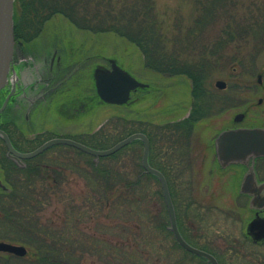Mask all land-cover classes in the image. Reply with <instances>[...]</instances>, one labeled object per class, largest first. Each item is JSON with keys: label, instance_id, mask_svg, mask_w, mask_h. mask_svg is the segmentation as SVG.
Masks as SVG:
<instances>
[{"label": "rangeland", "instance_id": "374dc122", "mask_svg": "<svg viewBox=\"0 0 264 264\" xmlns=\"http://www.w3.org/2000/svg\"><path fill=\"white\" fill-rule=\"evenodd\" d=\"M56 1L57 6L54 5V7L50 5L52 0H39L37 8L41 10V18L55 11V14H52L46 21L37 19L28 23L25 22V17L18 13V18L21 17L19 20L20 33L25 32L32 37L18 40L24 43H29L32 39L40 40V37L50 40L60 36L55 29H63L70 38L65 40L75 41L76 46L82 45L84 48L83 52L87 58V70L84 72H86L87 79H91L92 69L95 66H106L108 58H116L124 61L126 71L143 83H151L154 88L150 92L142 93L144 99L129 109L121 110L119 107L91 102L87 114L97 109L99 111L93 120L91 116L86 117L87 122H83L86 124L83 126L82 123L81 126L80 123L78 126L69 125L67 118L60 117L58 111H52L43 118L42 122H39L38 128L36 123L32 125L36 128H33L29 136L27 135L30 142L26 143L22 139H17L14 134L18 147L24 152H31L46 141L57 138L54 134L72 133L79 136L80 132H86V135L79 137L82 143H92V136L101 133L98 142L106 141L103 146L108 149L129 130L139 132L147 129L152 136L160 134L163 137H169V134H165L161 129L162 127L169 123L173 125L180 123L193 114V119L198 123L196 122L197 124L193 127L190 140L183 139L184 148L182 145L174 146L169 150V154H167L169 145L165 144L162 153L163 160L160 158V161L166 164L169 161L168 158L172 156V159H177V164H180L179 169H184V172L181 170V177L176 183L174 182L177 186V203H193L197 198L206 208L213 207L217 211H223L230 207L233 216L241 217L240 211L236 209L241 204L238 189H235L229 181L230 174H221L213 147L209 149L208 146L225 127L231 126L232 118L242 109L249 112V117L243 125H264V102L262 105L258 103V99L264 97V92L256 87L258 74L263 73L264 75V0H226L227 5L224 6L226 8L216 10L213 7L214 0H143L144 3L154 4L149 22L143 24L148 26L145 30L155 32L146 36L149 42L159 41L160 44L167 42L168 47L174 44L183 45L181 49L184 48V51L179 49L176 55L164 53L163 57L170 59L171 56H179L182 61L188 59L204 68L203 76L196 78V90L192 89L191 81L184 75L171 78L166 75L160 76L146 69L142 52L130 47L128 42L112 32L100 34L84 30L82 26L101 27L104 23L103 17H110V21L116 23L124 19L123 11L112 12L114 5L105 6L98 0H79L77 10L83 13L82 16H86V21L79 17L81 19L77 21L78 23H74L61 11L62 2L70 4L71 0ZM19 5L18 8L22 9ZM107 13L111 16H107ZM131 15L133 17L134 14L131 13ZM30 24L34 26V33L27 29ZM134 24L136 26L140 22L135 21ZM38 30L39 35L37 36ZM231 40L232 42L229 43ZM67 41H63L64 48L61 47L66 53L68 52L65 46ZM219 45L221 51L217 50ZM79 57L76 56V59ZM217 81H226L230 87L226 91L219 90L216 88ZM238 85L243 87L242 95L236 87ZM90 87L92 84L89 81ZM195 101H197V106L193 107ZM119 118H126V120L123 122ZM65 125L69 127L64 128ZM11 131L14 133L12 127ZM181 131L176 134H182ZM58 147L46 151L34 161L42 166H51L49 185L54 180L55 174L52 173L54 169L64 172V178L67 181L63 186V192H52L47 200H43V205H34L37 209L36 214L30 217L37 220L42 233L56 236L57 243L61 245L60 253L71 255H68L69 258H63L64 261L59 260L63 262L62 264L67 263L68 260L72 264H113L114 261L107 247L119 244L118 248H120L121 243L126 245L125 248L119 250L124 260L115 262L128 264L130 261L127 259L136 260V252L130 249V245L134 243L132 236L128 233L123 235L121 232L125 228H131L130 233L140 234L143 237L142 241L148 246L146 251L138 252L139 255L142 252L143 264H179L178 260L182 257V253L175 247L174 239L170 235L167 239L159 236L155 240L157 236L149 232L150 226L147 229L144 224L143 229L139 230L140 224L137 218L145 222L147 217L166 211L164 201L160 197L161 185L152 178L145 177L142 188L138 190L139 196L144 195L142 203L131 205L121 201L125 205L121 204L119 208L118 206L107 207L101 218H98L97 212H91L90 203L87 205L88 212L83 215L82 213L80 215L67 214L71 208L86 209L85 198L93 195L89 192V187L91 186L90 189H92V187L99 186V183L97 185L94 183L93 168L89 164L108 166L116 171L123 170L129 174V181H135L138 173H143L142 144H131L113 155L114 158L110 156L105 161L99 160L97 163L92 156L78 155L75 151ZM0 148L4 149L1 143ZM2 155L5 156V153L3 152ZM24 164L28 163L24 162ZM7 165L8 162L6 166L0 164V174L5 176L6 180L8 178L5 171L12 173L19 169L17 165L13 166L14 168H9ZM8 180L15 181L14 179ZM12 205L11 201L0 199V209L10 210ZM16 213L19 215L20 211ZM181 213L184 215L185 210L182 209ZM192 214L193 208L190 210L189 217L192 218ZM1 216L0 211V239L7 238L4 230H21V227L10 222L7 217ZM33 221L29 218L25 219L27 225H32ZM212 222L214 226L216 221ZM218 224L220 223L217 222ZM23 228L38 229V227ZM57 232H60L59 236ZM16 234L32 238L29 233L23 231ZM190 235L187 237L190 238ZM39 243L47 244L42 239ZM103 249L107 252L101 253ZM72 256L75 261L70 259ZM183 264H193V261L190 258H184Z\"/></svg>", "mask_w": 264, "mask_h": 264}, {"label": "flooded vegetation", "instance_id": "af4514ba", "mask_svg": "<svg viewBox=\"0 0 264 264\" xmlns=\"http://www.w3.org/2000/svg\"><path fill=\"white\" fill-rule=\"evenodd\" d=\"M55 30L60 36L54 39L44 40L43 37H40V40L42 39L41 41L34 39V42L32 39L33 41L31 40V42L33 43H24L23 41L22 43L20 40H17L9 80L0 92V110H2L0 112V128L7 133L15 150L22 154L28 152H24L18 147L14 134L17 136V139H22L26 143L30 142V138L27 135L29 136L33 128H36L32 125L36 123L38 128L39 122H42L43 118L52 111H58L60 117L64 116L67 118L69 121L68 124L72 126H78L79 123L80 126L81 123L82 126L86 125L83 123L87 122L86 117L91 116L93 120L97 115L98 110L87 114L90 110L91 102L96 101L97 104L98 97L96 93L94 95V87L89 88L87 85L89 80L87 79L86 72H84L87 70V58H85L83 52L84 48L82 45L80 47L76 46L75 41L65 40L70 39L67 37L65 30L60 28ZM63 41H67L65 44L68 49L67 53L62 50L64 48ZM76 56L80 57L76 59ZM110 60L116 61L122 68L126 66L122 59L118 60L115 58L108 59L106 66L97 65L94 69H110ZM263 76V73L258 74V84L256 87L264 92ZM218 82H216V88L219 90L226 91L230 87L226 81H222L220 85H217ZM236 87L239 88V94L242 95L243 87L240 85ZM142 93H144L142 90H137L132 93L134 102L136 100L140 102L141 99H144L141 95ZM144 96L146 97L147 95L145 94ZM263 102L264 97H260L258 99L259 105H262ZM135 105L133 104L132 106ZM248 115V110L243 111V109L236 113L232 118L231 126L225 127L216 136L213 143H210L211 145L208 146L209 149L213 147L218 169L221 174H230L229 181L235 189H238L241 204L236 209L240 211L239 214L241 217L233 216L230 207L223 211H217L213 207H204L195 198L193 202L192 222L189 223L181 213L183 203H177V227L182 237L193 248L211 255L217 261V264H264V237H262L264 235V157H252L245 164L230 165L223 168L218 162L216 151V140L226 130L240 128L264 129V125H243V122L249 117ZM11 127L14 133L11 131ZM67 127L69 126H64V128ZM86 134V132H80V135L77 136L72 133H57L54 134V137L78 140L79 137ZM0 143L4 147V149L0 148V153L3 154L4 152L6 159L15 163L19 168H27L28 164L26 165L24 162L29 160L19 159L21 161L19 163L17 157L14 155L9 156L7 146L1 138ZM0 164H2L1 158ZM150 164L152 167L158 169L151 161ZM47 167L50 170L51 166L47 165ZM5 174H7L6 171ZM49 177L51 178V175ZM0 180L8 187L7 190L0 188V193H10V187L6 182L5 176L3 177L0 174ZM51 183H58L55 175ZM180 215L183 216V219ZM209 215L211 220L209 219ZM1 217H7L17 227L21 226L20 220L13 222V216L10 217L2 212ZM214 218L215 220H213ZM212 221H216L214 226H212ZM255 221L259 222L254 228V234L259 237L257 239L249 231V226ZM217 222L220 224L217 225ZM151 224H149V232L153 234ZM232 226H235V228L232 229ZM167 229L170 231L169 227ZM16 230H4L7 238L0 239V243L22 247L25 249V253L18 255L0 251V264H49L42 260V258L45 257L49 261H52L53 258L50 260V255L42 254L44 253L43 249H50L52 244L56 245L57 248L61 246L57 243L55 235L44 234L42 230L25 229L22 227L20 231ZM155 230L162 238L167 239V236L170 235L174 239L175 247L182 253V257L178 260L179 264H183L184 258H190L193 264H213L205 257L187 252L176 242L175 236L171 231L168 235V233L159 232L157 229ZM21 231L29 233V236H32V238L16 234L21 233ZM187 235L191 237L188 238ZM40 239L47 244L41 245L39 243ZM59 262L60 264L63 263L61 261ZM66 262L64 264H70L69 261Z\"/></svg>", "mask_w": 264, "mask_h": 264}, {"label": "trees", "instance_id": "16d2710c", "mask_svg": "<svg viewBox=\"0 0 264 264\" xmlns=\"http://www.w3.org/2000/svg\"><path fill=\"white\" fill-rule=\"evenodd\" d=\"M78 1L79 0H71L70 4L67 2L66 3L62 2L61 11H63V15L68 17L69 20L73 21L74 23H78L77 21L81 19L79 17H82V20L86 21V16H82L83 13H80L77 10ZM98 1H100L101 4H104L105 6L114 5L113 6L114 11L112 12H115L116 10L123 11L122 13H124V19L118 20L116 23L115 21H110L111 20L110 17H105V18L103 17L102 19L104 23L101 25V27L94 26V25L92 27L82 26L84 30L94 31L100 34L112 32L117 37H120L124 39L126 42H128L130 47H133L136 50H139L142 52L144 62H145L144 67L146 69L151 70L155 72L156 74L158 73V75L160 76L166 75L171 78L173 77L176 78V77H180L184 75L191 81L193 85L192 89L193 90L197 89L196 88L197 87L196 78L199 79L200 77L203 76V72H205L202 66H198L197 63L194 64L192 61L188 59H183L182 61L181 58H179V56L172 57L170 55L171 56L170 59L169 58L165 59L163 57L164 53H167V54L170 53V54L176 55L179 49L184 51V48L181 49L183 45L174 44L173 46L168 47L167 42L164 44H160L159 41L150 43L149 40L147 39L146 36L150 35V33H152L153 31L145 30V27H147L148 29V26L143 25V24H146L150 20L149 19L151 16L150 12L153 11V6H154L153 3H149V2L144 3L143 0H98ZM217 3H221V4H217ZM18 4H20L19 6H21L22 9H20V7L18 8ZM38 5H39V0H16L15 14H14L15 39L16 40L32 38V37H29L27 33L25 32L24 34L20 33L19 20H21V17L18 18V13L23 15L26 20L25 22H28V23L35 21L37 19H44L43 21H46L52 14L53 15L55 14L54 13L55 11H53V12H50L52 14H47L46 17L41 18V12H40L41 10H38L37 8ZM50 5L57 6V1L52 0ZM226 5H227L226 0H224L223 2L222 0L213 1V7L215 10L226 8L224 7ZM47 13H49V11ZM131 13L134 14L133 17ZM106 15L111 16L110 13H107ZM135 21H139L140 24L135 26L134 24ZM27 29L30 30L32 33H34V26L32 24L28 25ZM36 35L37 36L39 35V30ZM152 35H155V34H152ZM231 37L233 40L234 38L232 34H231ZM232 40L229 43H231ZM217 50L218 51L222 50L220 49V45L217 47ZM193 103H194L193 107H196L197 101ZM120 109L121 110L129 109V107L128 106L121 107ZM192 115L188 117V119L180 123H176L175 125L169 123V124H166L164 127H162L161 129L164 131L165 134H169V137H166V136L163 137V135H160V134H158L157 136L155 135L152 136L151 132H149L147 129L139 131L140 133H144L145 135H147L150 139V142H151L150 161L152 162L154 166H156L165 175L167 182L169 184V188H170L171 196H172V199L175 205V209L177 208V196L178 195H177V190H176L177 186L176 184L174 185V182L176 183V181L181 177L182 171L184 172V169H181L182 171L179 169V167L181 168L180 164H177V159L173 160L172 156L168 158L169 161H167L166 164L161 162L160 158L161 160H163L162 153H163V149L165 148V144L169 145L168 151H167V154H169V150H171L172 147L177 146V145H182L183 139L190 140L193 127L198 123L197 120L193 119ZM119 119L123 122L126 120V118L125 119L119 118ZM180 130H182L181 131L182 134L177 135L176 133H178ZM137 132L138 131H135V130L126 131L125 134H123L125 136L120 137V139L118 138L117 142L115 143H118L119 141ZM101 135H102L101 133H97L96 136L95 135L92 136L91 138L92 143L90 142L86 145L93 149H99V150H102L105 148L107 149V147L103 146L105 145L106 141H104V143H103V140L98 142L99 140L98 137ZM135 143L141 144V142L139 141H136L132 144H135ZM63 147L64 146H60V148L63 150L75 151L78 153V155L79 154L86 155L73 148H70V147L63 148ZM182 147L184 148L183 145ZM1 155L2 154L0 153V158L2 160L3 166L4 165L6 166L8 162L7 167L9 168L16 167L15 163L9 160L6 161L7 159L5 158V156L3 155L1 156ZM111 158H114V156H111ZM106 159H108V157L101 158L100 161H105ZM34 160L35 159L27 161L28 163L27 168L18 167L19 169L17 168L18 169L17 171H13L15 172V174L13 172L9 173L7 171V176H8L7 178L14 179L15 181L10 182V180L8 179L6 180L7 184L9 183L8 185L10 187L9 189L10 193H5V194L0 193V199L9 200L12 202L13 205L10 210L3 208V210L0 209V211L3 213L5 212V214L9 215L10 217L13 216V222H16V220H20L21 224H25L24 226L22 225L20 226L22 228L23 227H38V229L41 231V228H39L40 226L37 220L30 217L33 214H36L35 210L37 209L35 208L34 205H38V204L43 205L44 204L43 200H47L52 195V192L53 193L63 192V188H64L63 186L67 180H65L64 178V172L62 173L61 171L54 169L53 171H54V174L56 176V180L58 183L53 184V186H52V183H50L49 185V182H50L49 171L50 170L48 169L47 166L37 165V163ZM89 165H91L93 168L92 174H93L94 183L96 185L97 183H99V186L96 188L92 187V189H90L91 186L89 187V192H92L93 195L92 197L91 195H89L85 198L86 199L85 200L86 209L85 208L82 209V207L71 208L70 211L67 212V214L69 215H74V214L80 215L81 213H82L81 215H83L85 214V212L87 213L88 212L87 205L89 203L91 205V212H97L96 215L98 216V218L102 217V214L107 207L112 206L111 208H115L118 206L119 208V205L121 206V204L123 206L128 203L131 205L142 203L144 202V195H142V197L139 196L140 194L138 193V190L142 188L143 179L145 177L152 178L156 180L157 182H159L157 178H155L154 176L150 174L144 173V171L141 174L138 173V177L135 181H129L128 180L129 174L123 170H119V171L112 170L111 167L104 166V165L102 166L100 164L99 165L89 164ZM137 166L139 167V165ZM19 173H21V175L23 176L21 175L19 176ZM161 194L162 193H160V197L163 199V196ZM121 201H123L125 204L122 203ZM192 206H193V203H183V209L185 210L184 219H187L186 221L189 223L192 220V218L189 217L190 210L193 208ZM165 209H166V206H165ZM19 211H20V214L17 215L16 212H19ZM180 217H182L183 219V216L180 215ZM26 218H29L30 220H34L32 222V225L26 224L25 222ZM136 220L140 224L139 230L143 229L144 224H146L147 229H148L149 224L152 223L151 224L152 229H153L152 232L154 235L157 236L154 238L155 240H157L159 237L158 232L155 229H157L159 232L162 231L164 233H168V235L170 233V231H168L167 229V227H169V224H170L167 210L165 212H160L157 215L153 214L147 217V219H145V222L144 221L142 222L140 218H137ZM139 224H138V227H139ZM130 229L131 228H125L121 230V232H123V235H125V233H128L130 234V236H132L134 243L133 245H130V249L135 251L137 254L136 260L127 259V261H130L128 264L130 263L143 264L144 259L141 257L142 252H140V255L138 252L140 250L146 251V248L148 246H146L145 242L142 241L143 237H141L140 234H136L137 232L135 234L130 233L129 231ZM57 234L59 236L60 232H57ZM47 235H53V234H47ZM51 246H55V247H51ZM51 246H50V249H43L44 253L42 254L47 255V256L50 255V258H51L50 260H52L53 258L52 261H49V259L45 257L42 258V260H44L46 263L60 264L59 260L64 261L62 260L63 258H69V256H71L69 254L68 256L66 253L64 254L60 253L59 252L60 249L57 248V246L54 244H52ZM118 246L119 244L107 247L110 251L112 261H114L113 264H117L115 261L122 262L124 260L119 250L125 248L126 245L121 243L120 248H118ZM106 252L107 251L105 249L101 250V253H106ZM70 259L75 261L73 256L70 257ZM68 261L70 262V264H72L70 260Z\"/></svg>", "mask_w": 264, "mask_h": 264}, {"label": "water", "instance_id": "95a60500", "mask_svg": "<svg viewBox=\"0 0 264 264\" xmlns=\"http://www.w3.org/2000/svg\"><path fill=\"white\" fill-rule=\"evenodd\" d=\"M14 6L15 0H0V92L8 82L11 65L14 54ZM110 69H96L94 72V83L98 97L102 103L108 105H126L131 101L132 92L138 89L149 88V84L143 83L135 78L132 74L122 68L114 60H110ZM222 84L218 82L217 85ZM2 110H0L1 112ZM0 138H2L7 146L9 156L14 155L19 159L35 158L51 147L64 145L73 147L87 155H91L96 159L109 157L123 148L127 147L135 141H141L144 145L142 166L146 173L152 174L160 181L163 197L168 209L171 231L173 232L177 242L188 252L205 257L213 264L217 261L209 254L199 251L190 246L182 237L177 227L176 213L173 201L170 195L169 186L165 176L158 170L151 167L149 163L150 141L144 134H133L126 139L118 142L112 148L106 150H95L82 143L72 139L55 138L30 153L17 152L8 137V135L0 128ZM216 151L218 162L221 167L226 168L230 165L245 164L249 158L264 157V129L261 128H240L234 130H226L222 132L216 140ZM0 188L6 189L0 180ZM259 223L253 222L249 226L254 238H259L254 234L255 225ZM264 237V235H262ZM0 251L11 252L18 255H23L25 249L18 246H13L6 243H0Z\"/></svg>", "mask_w": 264, "mask_h": 264}]
</instances>
